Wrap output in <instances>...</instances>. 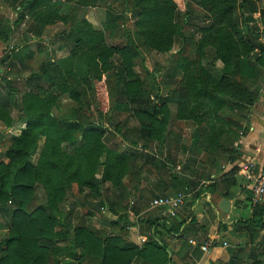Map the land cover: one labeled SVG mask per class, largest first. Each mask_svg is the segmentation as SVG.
Instances as JSON below:
<instances>
[{"label":"trees","instance_id":"trees-1","mask_svg":"<svg viewBox=\"0 0 264 264\" xmlns=\"http://www.w3.org/2000/svg\"><path fill=\"white\" fill-rule=\"evenodd\" d=\"M6 1L12 6L16 4V0ZM78 1L86 4L84 0ZM189 1L204 14L205 24L198 30L201 37L193 53L182 54L170 65L166 75L169 80L164 86L166 94L155 95L152 101L146 81L133 70L134 59L141 55V48L158 54L172 50L182 32L176 14ZM121 3L123 12H130L134 19V31L121 46L108 45L105 37V32L112 33L125 16L117 8L107 9L104 21L96 27L87 19L86 10L77 13L78 9L65 0L20 3L25 15L38 26L37 35L47 26L67 25L71 47L67 55L44 63L37 75L29 76L30 85L39 78L46 88L42 93L27 90L21 94L18 121L24 126L10 137L0 156V208H9L6 232L0 237V264H59L61 257L77 258L79 262L89 257L100 260L101 264H176L169 257L173 254L167 240L157 235L159 225L170 238L182 241L175 254L180 263L194 264L201 257L200 247L206 240L204 234L197 242L193 240L195 245L189 242L191 234L196 232L195 218L190 213L195 199L203 190L233 198L229 189L234 182L227 173L210 179L211 183L200 190H195L198 181L186 179L181 192L188 194L195 190L194 197L184 203L188 217L176 223L172 220L175 217L145 220L139 233L146 241L140 248L122 242L118 236H102L79 225L72 227L67 220L65 206L69 199L82 205L86 196L99 198L106 183L112 194L117 191L122 197L124 180L131 169L132 153L128 152L131 150L119 151L117 146L110 145L113 137L103 125L81 122L74 114L68 115V104L81 107L82 96L90 89L101 95L98 101L103 104L106 77L111 71L115 70L123 107H137L132 111L140 119L135 131L137 140L144 142L142 147L171 139L168 126L172 115L170 105H173L174 118L194 126L187 146L208 154L238 139L241 129L238 118L256 102L264 85V28L259 32L250 26L255 21L253 14L258 12L256 0H121ZM239 11L245 17L244 25L240 23ZM259 15L262 27L264 11H259ZM12 31L10 21L0 20L1 43L9 44ZM208 47L213 49L214 61L221 64L218 76L212 72L213 65L203 62ZM20 54L18 49L13 50L1 61L7 60L10 70ZM116 56L120 59L118 64L114 63ZM1 79L0 126L9 129L15 122L10 105L14 103L16 90L10 72L6 71ZM115 109L121 110L120 104ZM228 113H235L236 117L226 118ZM106 116L114 126L109 112ZM114 130L119 131L117 125ZM40 137L43 145L36 163L32 164L29 157H34ZM136 143L131 141L133 145ZM190 161L183 165L184 169L190 168ZM38 186L44 201L32 209L30 205ZM238 204L246 206L243 201L235 205ZM104 205L116 216L111 226L119 230L129 226L126 203L117 211L114 203L109 204L101 197L97 206ZM249 208L250 217L239 218L231 226L234 232H245L248 243L253 244L264 230V205L253 207L249 203ZM59 242L63 244L59 246ZM229 251L228 264H264V254L258 259L249 252L244 260L233 250Z\"/></svg>","mask_w":264,"mask_h":264},{"label":"crops","instance_id":"crops-1","mask_svg":"<svg viewBox=\"0 0 264 264\" xmlns=\"http://www.w3.org/2000/svg\"><path fill=\"white\" fill-rule=\"evenodd\" d=\"M10 23L12 26L14 25L13 22ZM6 70L10 71L8 68ZM3 71L4 68L0 66V73L2 74ZM259 96L258 101L244 109L241 117L238 118V123L241 125L238 139L232 144L228 142L227 146L217 148L214 154L195 152L190 149V146H122L121 151L129 148L131 151L128 152L132 153L131 169L124 180L123 195L120 197V192L117 191L112 194L110 185L106 183L105 187L109 186L110 190H102L101 197L107 200L109 204L114 203V208L117 211L120 210L119 207L123 203L128 204L125 213L127 214L129 226H126L123 230L111 226L110 224L116 219V216L112 215L107 205L102 207L97 206L101 197L95 198L91 196H86L85 199L87 198V200L82 205L74 204L72 198L66 203L65 209L69 214L67 220L71 226H84L88 230L95 231L102 236H118L122 242L132 243L140 248L144 243L140 241V237L144 235H140L139 233L143 222L145 220L153 221L165 218L160 214L159 209H155L158 211L156 212L154 208H150L149 204L152 199L161 196H174L176 193L181 192L183 181H186V179L199 181L200 183L195 190H200V188L203 189L211 183L210 179H214V177L221 173H227L234 182L229 189L233 196L232 199H227L217 193H210L203 190L200 192L198 198L195 199L194 205L190 208V213L195 218L196 232L191 234L189 239L197 242V239L202 238L205 234L206 240L203 244L211 242L207 244L206 251L202 252L200 259L194 264H217L218 262L228 264L231 254H228L223 249L228 246L225 242L227 239L229 244H231L230 247L233 248V252L237 253L239 257L242 256L244 260H246L245 257L249 252L255 254L258 259H261L264 254V230L259 233L254 243L250 244L247 241L245 232H234L231 226L233 221L239 218L246 220L251 215V209L249 208L251 181L247 179V175L243 172L242 166L246 162H253L255 166L253 173L256 174L263 160L264 85ZM260 101H262L261 104H259ZM256 103H258L257 106H255ZM174 110L175 108L171 112L172 115L169 121L172 129L177 124L181 126L185 123V121H178L174 118ZM233 116L236 117V114L228 113L226 118ZM20 125H22L20 129L23 128L24 125L21 123ZM20 129L17 133L13 134H18ZM168 130L172 137L175 136L177 140H180L179 137L181 135L179 130H173L174 133L169 126ZM38 142V148H34V150L36 149L34 157H29V162L32 164H35L37 161L43 145V138L40 137ZM188 159L191 160L189 170L183 168V165L187 163ZM214 164L217 170L215 171L213 169L211 171L209 167L211 165L214 166ZM196 174L206 176L207 181H203V178H198ZM190 194H186V199ZM221 199H226L230 203L228 213H222L218 209V204ZM241 201L246 206L235 205ZM261 205H264V201ZM180 208L175 218L172 219L173 223L189 215V211L184 205ZM189 221L190 219L187 222ZM220 223L226 224V227L220 225ZM157 231L159 232L157 235L162 236L168 242V249L173 254L169 257L176 264H181L175 254L179 250L182 241L177 238H170L162 225L157 227ZM223 243L226 245L223 246ZM62 244L60 242L58 243L59 246ZM232 248H229V250H232ZM59 260V264H101L100 260H92L89 257L83 258L81 262L77 258L70 257H61ZM131 264L137 263L132 262Z\"/></svg>","mask_w":264,"mask_h":264},{"label":"rangeland","instance_id":"rangeland-1","mask_svg":"<svg viewBox=\"0 0 264 264\" xmlns=\"http://www.w3.org/2000/svg\"><path fill=\"white\" fill-rule=\"evenodd\" d=\"M21 1L23 0H16V6H12L8 1L0 0V20L5 19L16 23L13 25V32L11 34L9 44H12L14 47H18V50L21 53L20 59L15 61L16 64L11 66L10 71H7V60L4 63L1 61L5 56L4 47L6 45L0 42V66L4 68L3 73H0V82H2L1 77L4 73L6 71L10 72V80L16 90V92H13L14 103L13 105H10V113L15 119V122L12 128L9 129H4L0 126V156L3 154L6 145L10 141V137L14 135L13 133H17L20 126H22L20 125L21 122L18 121L19 99L21 94L27 90H34L42 93L44 88H46L45 82L39 78L35 79V82L30 85L28 82L29 76L32 77L37 75L44 63H47L48 61L54 62L58 58L67 55L71 47V37L69 34L67 35V25H63L61 23L50 25L44 28L43 31L37 35L36 30L38 26L27 15H25V11L22 9V5L20 4ZM65 1L68 2L70 6L76 7L78 9L77 13L82 10H86L87 19L96 27H100L101 22L104 21L105 11L107 9L117 8L121 12L124 10L121 0H84L86 4H82L81 1L78 0ZM256 1V9L258 12L253 14L255 21L250 23V26L256 28V30L260 32L262 27L258 18L260 16L259 11H264V0ZM124 14L125 16L118 22L117 28L114 29L112 33H109V31L105 32L106 42L108 45L121 46L126 42L127 38L132 35L134 31V19L130 12H125ZM238 16H241L239 20L240 23L244 25L243 19L245 17L242 15L241 11H239ZM204 18L203 12L197 7V5H195L194 2L189 1V5L185 8H181L176 14V19L182 26V32L176 39L172 50L168 54H158L154 51H147L141 48V55L134 59L133 70L139 77L146 81L147 89L150 91L152 101L155 100V95L164 96L166 94L164 86L169 80L166 75L168 68L174 63V60L181 58L182 54H191L195 51L196 42L201 37L198 30L204 26ZM213 56V49L208 47L206 49L205 60L203 62L207 66L213 65L212 72L214 75L218 76L221 64L214 61ZM10 61L13 62V59ZM119 61V57L116 56L114 58V63L118 64ZM178 79L179 75H176L175 80ZM91 86V88H93L92 84ZM119 90L120 87L116 85L115 70H113L106 77V89L105 94H103V104H99L98 101L101 98V95L94 89H90L84 92L81 107H78L75 103L68 104V115L71 116L74 114L81 122H96L103 125L108 132H111L110 136L113 137V141L110 145L117 146L119 150L122 146H143L144 142L137 140L136 138L135 128L138 126L140 119H137L133 115L132 110L137 109V107L131 105L129 109H125L123 107L124 99ZM259 97L256 101H258ZM261 103L262 101L259 102V104ZM117 104H120L121 110L115 109ZM257 105L258 103L255 104V106ZM170 108L171 112H173L174 106L170 105ZM108 112L111 116V123L114 126L117 125L119 131H115L114 126H111L110 122H108V118L106 116ZM21 124L24 125V123ZM193 127L194 126L190 122H185L181 126L180 124H177L174 126V129H172L171 125H169L172 132L175 130L180 131V140H177L175 136L172 137L169 135L171 139L168 141H165L162 144L157 142L149 143L147 146H187ZM132 140H136L137 143L135 145L131 144ZM209 169L211 171L213 169H215V171L217 170L215 164L214 166L211 165ZM200 177L201 179H204L203 181H207L206 176L202 175ZM199 183L200 182L198 181V185ZM105 186L106 185L103 186V191H109L110 187ZM193 191L194 190L191 191L187 200H189V198L191 200V198L194 197L195 192ZM35 194V198L32 200L30 205L32 209L44 201L41 187H36ZM86 200L87 198L83 199L81 203L84 204ZM154 211L156 210L154 209ZM8 215L9 208H0V237L6 232V224L9 217ZM227 240L225 242L228 246L223 249H225L229 254V248L232 247H230L231 244H229V241ZM217 264L223 263L218 262Z\"/></svg>","mask_w":264,"mask_h":264},{"label":"built area","instance_id":"built-area-1","mask_svg":"<svg viewBox=\"0 0 264 264\" xmlns=\"http://www.w3.org/2000/svg\"><path fill=\"white\" fill-rule=\"evenodd\" d=\"M264 28V26H262ZM18 47H14L12 44H8L4 47V54H10L13 50L17 51ZM255 166L253 162H246L242 166L243 172L247 175V179L251 181V195L249 203L251 206L260 205L264 201V153L263 160L257 169L256 174L253 173ZM186 194L182 192L176 193L174 196H161L154 198L150 201V208L159 209L160 214L165 218H174L180 209L185 203ZM141 243L146 241L145 236L140 237ZM191 244L195 245L193 240H189ZM211 243V242H208ZM203 244L200 249L202 252H205L207 249V244ZM226 244L223 243V246Z\"/></svg>","mask_w":264,"mask_h":264},{"label":"water","instance_id":"water-1","mask_svg":"<svg viewBox=\"0 0 264 264\" xmlns=\"http://www.w3.org/2000/svg\"><path fill=\"white\" fill-rule=\"evenodd\" d=\"M218 209L222 213H228L230 209V203L226 199H221V201L218 204ZM170 256V255H169Z\"/></svg>","mask_w":264,"mask_h":264}]
</instances>
